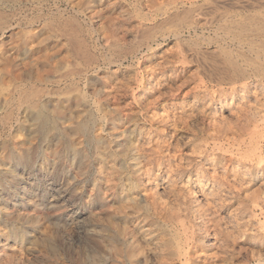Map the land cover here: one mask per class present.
<instances>
[{
	"label": "rangeland",
	"instance_id": "1",
	"mask_svg": "<svg viewBox=\"0 0 264 264\" xmlns=\"http://www.w3.org/2000/svg\"><path fill=\"white\" fill-rule=\"evenodd\" d=\"M262 16L264 0H0V264H264V78L235 79L223 50L251 68L256 34L234 30ZM210 173L214 211L193 192Z\"/></svg>",
	"mask_w": 264,
	"mask_h": 264
},
{
	"label": "bare ground",
	"instance_id": "2",
	"mask_svg": "<svg viewBox=\"0 0 264 264\" xmlns=\"http://www.w3.org/2000/svg\"><path fill=\"white\" fill-rule=\"evenodd\" d=\"M121 3V2H120ZM161 11V10H160ZM173 11V10H172ZM176 11V10H175ZM236 11V10H235ZM236 16H238V15H236ZM263 17V16H262ZM139 18V17H138ZM261 18V17H260ZM264 18V17H263ZM152 21V20H151ZM197 21V20H196ZM257 21V20H256ZM261 21V20H260ZM194 22V21H193ZM198 22V21H197ZM254 23V22H253ZM218 24V23H217ZM255 24V23H254ZM253 24V25H254ZM261 24V23H260ZM188 25V24H187ZM186 25V26H187ZM228 25V24H227ZM252 24L251 25H249V23H248V25H240L239 27H237L234 31H235V33H234V31L232 32V33H234V35H235V37H237V38H239V39H243V36H247V34H249L250 33V31H253V34L255 33L256 34V38L255 39H257V41H258V39H260V40H262V43L260 44V45H258V44H254V42H256V40L255 39H253L252 41L249 39H247L246 37H245V41H246V39L249 41V42H251V44L249 43V48H250V50L251 51H256L255 53H256V56H254L255 58L252 60L253 62L252 63H250V65H251V68H249V67H244V66H242L241 64H239L240 62H238V60H236L235 59V55H233L234 53H233V49L231 48H227V46L225 47H223V50L225 51V53H226V59L225 60H227V62H228V64L230 65V67H231V72H232V75H233V77H235V79H236V77H238V76H243V75H250V74H254L255 76H257V77H260V78H264V27L263 28H259V26H253ZM256 25V24H255ZM173 26V25H172ZM176 26V25H175ZM194 26V25H193ZM196 26V25H195ZM209 26V25H208ZM184 27V26H183ZM194 28V27H193ZM228 28H230V27H228ZM227 28V29H228ZM180 30H182V29H180ZM224 30V29H223ZM178 31V30H177ZM249 31V32H248ZM255 31V32H254ZM194 33V32H193ZM178 34V33H177ZM183 34V33H182ZM188 34V33H187ZM204 35V34H203ZM227 35V34H226ZM249 35H251V34H249ZM177 36V35H176ZM182 37V36H181ZM250 37V36H249ZM248 37V38H249ZM154 38V37H153ZM187 41V40H186ZM236 41V40H235ZM241 41V40H240ZM68 43V42H67ZM238 43V42H237ZM239 43H241V42H239ZM157 44V43H156ZM243 44V43H242ZM240 45V44H239ZM258 45V46H257ZM82 48V47H81ZM154 48V47H153ZM149 50V49H148ZM136 51V50H135ZM142 54V53H141ZM244 54V53H243ZM225 55V54H224ZM238 56H242L243 57V55H241V53H238ZM241 57V58H242ZM246 57V56H245ZM185 58V57H184ZM244 58V57H243ZM248 58V57H247ZM242 61H243V59H242ZM248 61V60H247ZM250 61H251V59H250ZM162 63V62H161ZM244 63H246V62H244ZM162 64H164V63H162ZM252 64H253V66H252ZM246 65V64H245ZM249 65V66H250ZM247 66H248V64H247ZM253 67V68H252ZM150 68V67H149ZM160 68V67H159ZM155 69H157V68H155ZM157 71V70H156ZM253 75V76H254ZM248 77H250V76H248ZM262 80V79H261ZM153 81V80H152ZM252 81V80H251ZM263 82V81H262ZM165 83V82H164ZM234 83H236V82H234ZM22 85V84H21ZM119 85V84H118ZM221 85V84H220ZM236 85V84H235ZM255 85V84H254ZM159 86V85H158ZM246 86V85H245ZM258 86V85H257ZM113 87V86H112ZM117 87V86H116ZM231 87V86H230ZM118 88V87H117ZM237 88H239V87H235V88H233L234 90L233 91H235V90H237ZM111 89V88H110ZM163 89V88H162ZM229 89V88H228ZM210 90V89H209ZM239 90V89H238ZM244 90V89H243ZM135 97V96H134ZM163 98V97H162ZM224 98V97H223ZM10 99V98H9ZM168 99V98H167ZM213 100V99H212ZM261 100V99H260ZM134 101V100H133ZM30 103V102H29ZM32 103V102H31ZM35 103V102H34ZM172 103V102H171ZM193 103V102H192ZM214 104H216V102H213ZM231 103V105L230 106H232V104H233V102L231 101L230 102ZM72 104H74V103H72ZM165 104V103H164ZM126 105V104H125ZM131 105V104H130ZM166 105V104H165ZM210 105V103H208L206 106H207V108H208V106ZM228 105V104H227ZM242 105V104H241ZM21 106V105H20ZM124 106V105H123ZM138 106V105H137ZM157 106V103L155 102V103H149L148 105H146V106H144L146 109H150V108H152V107H156ZM183 106V105H182ZM127 107V106H126ZM178 107H181L180 105H177V104H171V105H169V107L168 108H173L174 110L175 109H177ZM199 107V106H198ZM139 108V107H138ZM182 108V107H181ZM220 109V113H219V109ZM191 109V108H190ZM197 109V108H196ZM222 109V110H221ZM224 109H225V106H223V101H220L219 102V104L218 105H214V107L212 108V112H211V115H213L214 117H215V115L216 114H218V115H223L224 116ZM232 109V108H231ZM42 110V109H41ZM135 110V109H134ZM165 110H167V109H165ZM169 110H171V109H169ZM180 110V109H179ZM203 110V109H202ZM230 110V109H229ZM89 111V110H88ZM161 111V110H160ZM164 111V110H163ZM163 111H162V113H163ZM191 111V110H190ZM189 111V112H190ZM204 111V110H203ZM239 111V110H238ZM131 112V111H130ZM171 112H173V111H171ZM182 112V111H181ZM230 112V111H229ZM151 113V112H150ZM159 113V112H158ZM165 113H166V111H165ZM174 113V112H173ZM232 113H233V111H232ZM46 114V113H45ZM148 114V113H147ZM164 114V113H163ZM38 118L42 121V120H45V116H44V113L43 112H38ZM168 115V114H167ZM184 115V114H183ZM186 115H188V114H186ZM200 115V114H199ZM148 116H151L152 117V119L154 120V118H155V116H156V114H148L147 115V117ZM172 116V115H171ZM190 116V115H189ZM201 116V115H200ZM220 116V117H221ZM180 117H181V115H180ZM179 117V118H180ZM185 117V116H184ZM231 117V116H230ZM98 118V117H97ZM142 118V117H141ZM178 118V117H177ZM179 118H178V120L177 119H174L175 121H174V125L176 126V129L177 128H180V129H182L183 127H188V125H187V121H185V118H184V121L183 120H179ZM183 118V117H182ZM151 119V118H150ZM214 119V118H213ZM213 119H212V121H213ZM218 119H221V118H217L216 119V121H215V123H214V126L215 125H217L216 124V122H218ZM188 120V119H187ZM201 120V119H200ZM233 120V119H232ZM203 121V120H202ZM51 123V122H50ZM153 123V122H152ZM173 123V122H172ZM191 123V122H190ZM117 124V123H116ZM251 124V123H250ZM182 125H184V126H182ZM88 126V125H87ZM111 126V125H110ZM127 126V125H126ZM174 126V127H175ZM102 127V126H101ZM173 127V128H174ZM128 128V127H127ZM132 129V128H131ZM177 131H178V129H177ZM179 132V131H178ZM258 134V133H257ZM159 136V135H158ZM162 136V135H161ZM164 136V135H163ZM162 136V137H163ZM172 136H174V139H176L177 140V143H179L178 142V140L180 141V140H182L183 141V139L181 138V136H179V134L177 133H172ZM256 136V135H255ZM155 137V136H154ZM157 137V136H156ZM232 138V137H231ZM240 138V137H239ZM242 138V137H241ZM256 138V137H255ZM105 140V139H104ZM103 140V141H104ZM154 141L156 142V144H155V142H154V144H155V146H154V148H151L152 149V151L154 150V149H156V147H158L159 146V144H160V139L157 137V138H154ZM130 142V141H129ZM144 142L146 143V140H144ZM181 142V141H180ZM235 142V141H234ZM147 143H150V142H147ZM165 143V142H164ZM152 144V143H151ZM144 145V144H143ZM142 145V146H143ZM108 146V145H107ZM145 146V145H144ZM160 149H163L162 147H159ZM200 148H202L201 146H200ZM243 148V147H242ZM151 149L149 150V148H145V149H143V157H145L146 158V162H149V160H150V157H151ZM207 150V149H206ZM244 150V149H243ZM160 153V152H159ZM208 153V152H207ZM207 153H206V155H207ZM116 154V153H115ZM175 155V154H174ZM182 155V154H181ZM208 156V155H207ZM78 160V159H77ZM124 160V159H123ZM135 160V159H134ZM142 160V159H141ZM206 160H207V158H206ZM179 162V161H178ZM236 162V161H235ZM239 162V161H238ZM201 163H202V161H201ZM113 164V163H112ZM183 166V165H182ZM208 166V165H207ZM232 166V165H231ZM210 167V166H209ZM231 168V167H230ZM156 169V168H155ZM178 169V168H177ZM183 169V168H182ZM156 170H158V169H156ZM199 170V169H198ZM216 170V169H215ZM171 171H179L178 172V174L180 173V174H182L183 173V170L181 171L180 169H178V170H171ZM181 171V172H180ZM204 171V170H203ZM225 171H226V169H225ZM175 172H174V174H175ZM198 172V171H197ZM201 172V171H200ZM107 173V172H106ZM171 173V172H170ZM209 173V172H208ZM173 174V173H172ZM177 174V173H176ZM179 174V175H180ZM211 175H213L212 173H210ZM216 174H218V173H216ZM224 175V174H223ZM156 176V175H155ZM172 175L171 174H169L168 176L166 175V181L168 182V184L170 183V184H172L173 183V177H171ZM174 176V175H173ZM177 176V175H176ZM181 177V176H180ZM238 177V176H237ZM179 178V177H178ZM193 178V177H192ZM124 179V178H123ZM224 179V178H223ZM226 179V178H225ZM237 179V178H236ZM157 180V179H156ZM156 180H155V182H156ZM165 181V182H166ZM178 181V180H177ZM188 182H193L192 181V179L189 177V179L187 180ZM230 181V180H229ZM237 181V180H236ZM240 181V180H239ZM186 182V181H185ZM196 182V185L195 186H193V192L194 193H196V194H198V192H200L201 193V196H202V200H201V203L202 204H204V206H206V207H208V209L206 210V211H209V210H211V211H214L215 210V208L218 206V205H221V203H219L218 201H217V194H216V191H219V192H221L222 190V187H223V185L225 184V182L224 181H222L220 178H218L216 175H213L211 178L209 177V178H205V177H200L199 179H198V181H195ZM232 182V181H231ZM192 184V183H191ZM237 185V184H236ZM240 185V184H239ZM247 185V184H246ZM229 187H231V186H229ZM153 190V189H152ZM239 190V189H238ZM174 192V191H173ZM238 193V192H237ZM172 199V198H171ZM229 199V198H228ZM134 200V199H133ZM199 200H200V198H199ZM205 200V201H204ZM198 201V200H197ZM226 202V201H225ZM221 208V207H220ZM217 209V208H216ZM194 211H197V212H199L200 214V216L201 217H204L205 215H204V213H202L201 211H203L202 209H196V207H194ZM206 211H203V212H206ZM218 212V211H217ZM230 214V213H229ZM193 215V214H192ZM228 216V215H227ZM206 219V218H205ZM208 223V222H207ZM245 228V227H244ZM170 229V228H169ZM197 229V228H196ZM232 230V229H231ZM233 231V230H232ZM221 234H222V232H219L218 234H217V236L215 235V237H214V235L212 236V237H214V239H215V241H218V237L219 236H221ZM225 235H229V234H226L225 233ZM225 235L223 236V238L225 237ZM243 235V234H242ZM176 237V236H175ZM211 237V236H210ZM181 241V240H180ZM227 242V241H226ZM210 243H211V241H210ZM218 244V243H217ZM194 245V244H193ZM214 245V244H213ZM223 245V244H222ZM182 246V245H181ZM192 248H193V246H192ZM180 252V251H179ZM184 255H185V257H186V261H189L188 259H189V253H190V250L188 251V250H184ZM210 253H212V252H210ZM214 254V253H213ZM212 254V255H213ZM205 255V254H204ZM159 256V255H158ZM151 257V256H150ZM214 258V257H213ZM257 258V257H256ZM174 259V258H173ZM201 259V258H200ZM203 259H205L204 260V263H206V264H208L209 262H206V260H208V259H212V257L211 256H207V255H205L204 257H203Z\"/></svg>",
	"mask_w": 264,
	"mask_h": 264
}]
</instances>
